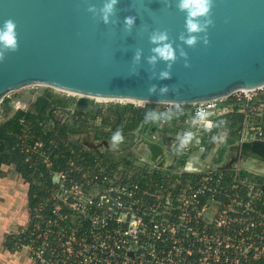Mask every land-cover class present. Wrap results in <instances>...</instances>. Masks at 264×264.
<instances>
[{
  "label": "built area",
  "instance_id": "built-area-1",
  "mask_svg": "<svg viewBox=\"0 0 264 264\" xmlns=\"http://www.w3.org/2000/svg\"><path fill=\"white\" fill-rule=\"evenodd\" d=\"M253 100L238 91L194 103L184 123L207 132L192 119L210 112L211 133L225 115L239 112L235 143L264 141V114ZM165 105L167 111L176 104ZM79 157L78 167L72 161L51 172L49 198L37 206L33 224L14 233L33 264H264V168L254 159L250 167L217 163L202 170L189 162L113 167ZM63 190H70L65 199Z\"/></svg>",
  "mask_w": 264,
  "mask_h": 264
},
{
  "label": "water",
  "instance_id": "water-1",
  "mask_svg": "<svg viewBox=\"0 0 264 264\" xmlns=\"http://www.w3.org/2000/svg\"><path fill=\"white\" fill-rule=\"evenodd\" d=\"M102 3L0 0V25L13 20L18 36V49L7 52L0 62V102L8 93L30 85L85 97L179 105L264 86V0H214L209 43L192 48L179 39L186 34V14L176 7L177 0H119L107 25L87 11L89 4L99 8ZM128 17L134 18L130 29L124 23ZM155 32H167L177 55L170 80L153 79L167 69L163 61L147 62L156 46L150 42ZM138 51L141 59L135 61ZM181 51L188 54V68ZM133 70L136 75L130 74ZM152 84L168 85L170 91L149 96ZM236 145L240 156L264 163V141ZM148 146L158 152V158L151 156ZM147 148L154 163L167 155L158 144L149 143Z\"/></svg>",
  "mask_w": 264,
  "mask_h": 264
},
{
  "label": "rangeland",
  "instance_id": "rangeland-1",
  "mask_svg": "<svg viewBox=\"0 0 264 264\" xmlns=\"http://www.w3.org/2000/svg\"><path fill=\"white\" fill-rule=\"evenodd\" d=\"M246 92L248 96L254 97L251 107L261 109L264 114V86L260 89ZM47 95H51L52 99L60 98L66 100L60 107H57L50 113L47 112L46 116L54 115L61 125L67 126V130L79 129V132L69 134V141L77 145L80 151L90 153L99 163L111 161L121 167L150 168L157 166L164 167L163 165L168 161L167 166L171 165L182 168L187 166L189 162L191 166L205 170L217 163H220L218 165L221 167L238 165L241 158L243 166L250 167L253 165L252 161L240 156L235 142L232 144L228 142L231 139L230 131L224 129L222 125L216 127L217 131L214 134L212 132L209 133V131L197 133L182 122L178 117L188 113L191 109L190 105H174L172 110L179 107L181 112L177 118H174L163 127H161V124L153 125L151 122L146 123L141 121L132 131L123 132L124 141L116 148H112L109 145L111 135L117 128L122 131L131 117V112L121 115L124 106L132 105L135 108H141L143 109L142 113L146 114L148 110L166 111L167 105L149 102L101 101L91 97L73 95L46 85H30L8 93L5 97L9 100L6 108L2 103L3 101L0 102V123L10 118L17 111H34L36 100L41 96ZM53 120L48 119L46 124H44L45 129H54ZM185 131H192L194 133L193 141L186 147H190V152L187 154H177L173 151V145L178 143L177 137L181 136ZM213 135L217 136L220 142L213 143L211 140ZM31 137L29 136V139ZM203 140L207 144L203 143ZM149 143L160 145L167 152V155L164 157L165 159L159 163L150 161L148 159L147 148V144ZM186 148L183 150L185 153ZM32 151L39 152L38 157L33 159V165L40 168L45 164L46 169H51L52 163L49 158L51 152L47 153V149H44L40 143L36 144L32 148ZM76 158H79V154H76ZM124 159L131 163L126 165ZM76 162L77 160L73 161L72 164L78 167ZM256 163L259 167L264 168L263 162ZM3 169L2 176L5 174L14 175L7 181V185L4 188L5 192L0 193V210L5 211V213L0 212V221L6 215L8 218L7 235H12L17 230L26 229V226L22 227L20 224L17 226L15 218L17 216L20 220L26 208L29 211L26 201L29 183L16 171L14 165H6ZM39 179L42 178L39 176V178L35 179L37 184L44 186L43 182ZM60 179L58 174L53 173V181L55 183H62ZM54 193L57 195V190H54ZM66 194H70V190L62 191L64 199L67 196Z\"/></svg>",
  "mask_w": 264,
  "mask_h": 264
},
{
  "label": "trees",
  "instance_id": "trees-1",
  "mask_svg": "<svg viewBox=\"0 0 264 264\" xmlns=\"http://www.w3.org/2000/svg\"><path fill=\"white\" fill-rule=\"evenodd\" d=\"M66 99L55 98L52 99L51 95L41 96L35 102L34 111H17L10 118L0 123V177L3 175V167L6 165H14L16 171L22 178L29 183L28 189V205L30 210V224L35 221L36 208L39 203L49 198L50 193L45 186H54L52 183L51 172H59L67 170L72 161L77 160L81 163L80 157L77 159L76 154L84 156L88 162L92 161L93 156L90 153L80 151L79 147L69 141V134L79 132V129H68L67 126L61 125L54 115L46 116L47 112H52L57 107H60ZM3 105L6 108L9 100L4 98ZM239 108V106H237ZM141 108H135L132 105H126L122 109L121 115L131 112V117L128 119L127 125L122 132L132 131L138 126L141 121L145 122ZM186 114L180 115L178 118L184 120ZM123 118V117H122ZM48 119H55L54 129H45L44 124ZM244 119V114L235 112L225 115L224 123H216L215 129L212 131L214 134L218 126L230 131L231 139L229 143H234L237 131L240 128ZM123 120V119H122ZM29 136H32L29 139ZM42 144L47 153L51 152L50 161L52 163L51 169H46V165L40 168L33 165V159L38 157L39 152L32 151L36 144ZM203 143L207 144L205 140ZM125 160V159H124ZM126 165L131 162L125 160ZM113 167L117 163L112 164ZM43 185H38L35 181L39 178ZM50 211L46 209V212ZM21 237L14 234L9 235L5 246L10 251L20 250L22 248Z\"/></svg>",
  "mask_w": 264,
  "mask_h": 264
},
{
  "label": "clouds",
  "instance_id": "clouds-1",
  "mask_svg": "<svg viewBox=\"0 0 264 264\" xmlns=\"http://www.w3.org/2000/svg\"><path fill=\"white\" fill-rule=\"evenodd\" d=\"M119 0H103L102 6L97 8L95 4H89L87 11L98 18L103 24L107 25L111 22V18L116 13V6ZM176 7L180 12L186 14L185 16V33L179 39L183 45L188 48L195 47L198 43L208 45V30L214 24L212 19V9L214 7V0H177ZM127 28H131L134 24V18L128 17L124 21ZM17 25L11 20H5L0 25V62H3L7 52H14L18 49ZM169 37L167 32H155L150 36V42L156 45L151 49L153 55L147 58L150 65H155L158 61H163L167 65V69L160 71L158 76H153V79L161 81L170 80L172 78V68L177 61V55L171 43H168ZM141 52H137L134 60L141 59ZM180 58L184 60V66L190 67L189 57L187 52L181 51ZM131 75H136L133 70ZM170 91L168 85L159 86L152 84L148 87L149 96L159 94L161 96ZM181 109L177 107L175 110L169 109L167 111H148L144 120L146 123L151 122L153 125L171 122L177 118ZM212 114L203 110L197 111L192 119V126L202 127L204 131L211 128L209 124V117ZM194 133L192 131H185L181 136L177 137L178 143L173 145V151L177 154L182 151L193 141ZM213 143L220 142L217 136L211 137ZM124 141L123 132L117 128L111 135L109 145L112 148L118 147Z\"/></svg>",
  "mask_w": 264,
  "mask_h": 264
},
{
  "label": "crops",
  "instance_id": "crops-1",
  "mask_svg": "<svg viewBox=\"0 0 264 264\" xmlns=\"http://www.w3.org/2000/svg\"><path fill=\"white\" fill-rule=\"evenodd\" d=\"M14 175L8 174L0 177V193L5 192L4 188L7 185V181L10 180ZM29 189V187H28ZM28 189L26 192V201L28 205ZM26 205V204H25ZM26 205V206H27ZM29 206V205H28ZM5 213V211H1ZM6 215L2 217V225H0V264H33L29 251L27 249L21 248L20 250L10 251L6 246L5 242L7 241L8 234V221ZM17 226L20 224L22 227H27L30 223V210L26 208V211L23 212L21 219L16 216ZM25 227V228H26ZM22 230V229H21Z\"/></svg>",
  "mask_w": 264,
  "mask_h": 264
},
{
  "label": "bare ground",
  "instance_id": "bare-ground-1",
  "mask_svg": "<svg viewBox=\"0 0 264 264\" xmlns=\"http://www.w3.org/2000/svg\"><path fill=\"white\" fill-rule=\"evenodd\" d=\"M58 90H60V89H58ZM61 91H63V90H61ZM71 94L74 95L75 93H71ZM75 95H81V94H75ZM81 96H84V95H81ZM86 97H90V96H86ZM91 98H94V99H97V100H101V101H114L115 100V101H120V102H122V101H127L128 102L129 101V102H133V103H145L143 101H135V100H130V99H105V98H98V97H91ZM148 147H149V151H150L151 156H153L154 158H158L159 157L158 152L153 147H151V148H150V146H148Z\"/></svg>",
  "mask_w": 264,
  "mask_h": 264
},
{
  "label": "flooded vegetation",
  "instance_id": "flooded-vegetation-1",
  "mask_svg": "<svg viewBox=\"0 0 264 264\" xmlns=\"http://www.w3.org/2000/svg\"><path fill=\"white\" fill-rule=\"evenodd\" d=\"M185 119H186V117H185ZM185 119L182 120V122H184ZM167 123H168V122H167ZM167 123H163V124L161 123V127H163V126H164L165 124H167ZM142 130H143V129H142ZM128 132H129V131H128ZM246 160H249V159L246 158ZM167 162H168V161H167ZM167 162H166V164H167ZM241 162H242V159L240 158V160H239V164L243 166V164H242ZM166 164H165V165H166ZM239 164H238V165H239ZM253 165H254V164H253ZM235 166H236V165H233V166H227V167H235Z\"/></svg>",
  "mask_w": 264,
  "mask_h": 264
}]
</instances>
